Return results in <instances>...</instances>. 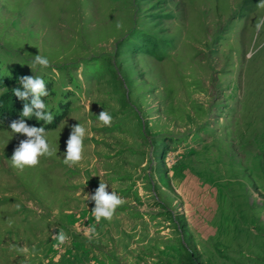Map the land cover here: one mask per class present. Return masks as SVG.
Masks as SVG:
<instances>
[{"label":"rangeland","instance_id":"374dc122","mask_svg":"<svg viewBox=\"0 0 264 264\" xmlns=\"http://www.w3.org/2000/svg\"><path fill=\"white\" fill-rule=\"evenodd\" d=\"M258 2L0 0L1 73L53 83V115L71 105L35 167L12 166L28 138L0 129V264H264ZM78 123L89 131L69 166ZM100 182L124 203L95 224Z\"/></svg>","mask_w":264,"mask_h":264},{"label":"clouds","instance_id":"9594fccd","mask_svg":"<svg viewBox=\"0 0 264 264\" xmlns=\"http://www.w3.org/2000/svg\"><path fill=\"white\" fill-rule=\"evenodd\" d=\"M257 6L264 8V0H259ZM262 26H264V18L258 19L255 23L257 34ZM117 27L119 28L121 25L117 24ZM34 57V61H32L33 64H38L44 68L50 66L48 58L41 56L40 54H37ZM19 84L22 85L23 90L20 88H14L12 89V92L15 97L25 101L21 117L30 118L35 116L37 121L51 124L54 116L45 101L41 99V97H47L50 94L45 88V80L40 76H22L19 78ZM29 96L32 97L30 102ZM98 118L103 125L110 126L112 117L107 111H101ZM10 129L13 133L23 134L28 138L20 141L19 147L15 149L10 159L13 167L19 170H23L25 167H35L39 163V157H51L54 154L47 140V133L44 126H29L25 120L21 118L11 122ZM88 131L89 130L80 123L73 126L72 134L67 141V151L64 155L65 158L63 162L66 165L73 166L82 161L84 153L83 141L86 132ZM107 188V184L100 182L95 195L91 196V200L95 201V207L92 209L91 213L94 216L96 223H99L102 218L111 221L117 207L124 203V200L115 191L109 193L106 191ZM84 235L90 239L93 236H98L95 226L93 225L86 228ZM54 239L58 241L54 247H59L69 238L63 230H60L58 234L54 235ZM22 251H26V249H22ZM45 264H47V262H45Z\"/></svg>","mask_w":264,"mask_h":264},{"label":"trees","instance_id":"16d2710c","mask_svg":"<svg viewBox=\"0 0 264 264\" xmlns=\"http://www.w3.org/2000/svg\"><path fill=\"white\" fill-rule=\"evenodd\" d=\"M19 78L15 73L11 75H3L0 69V88L8 87L11 85H15L19 82ZM52 87L53 83L46 82L45 88L49 91V96L52 95ZM15 88H20L23 90L22 85H17ZM48 97V96H47ZM47 97H41L42 100L46 101ZM31 98L29 96V102ZM25 101L20 100L19 98L15 97L12 90L1 96L0 98V129H10V124L13 121L24 119L25 122L29 126H44L45 130H50L58 126V124L68 115L70 102H61L60 108L61 111L56 113L51 124H45L43 121H37L35 116L30 118L28 117H21V112L23 109ZM35 111V110H34Z\"/></svg>","mask_w":264,"mask_h":264},{"label":"crops","instance_id":"0c3cea01","mask_svg":"<svg viewBox=\"0 0 264 264\" xmlns=\"http://www.w3.org/2000/svg\"><path fill=\"white\" fill-rule=\"evenodd\" d=\"M131 189V188H130ZM129 190V189H128ZM95 201H91V206L90 207H88V209L86 210L89 214H91L92 215V213H91V211H92V209L95 207V203H94ZM69 221V220H68ZM92 221L94 222L95 221V218H94V216H92ZM95 224H96V222H94Z\"/></svg>","mask_w":264,"mask_h":264}]
</instances>
